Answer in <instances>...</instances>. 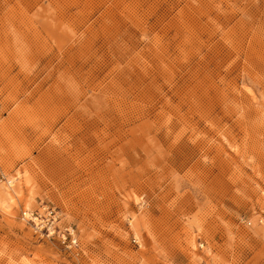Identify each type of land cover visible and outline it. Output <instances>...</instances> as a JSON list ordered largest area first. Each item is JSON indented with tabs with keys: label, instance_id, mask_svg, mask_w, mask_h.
Here are the masks:
<instances>
[{
	"label": "rangeland",
	"instance_id": "1",
	"mask_svg": "<svg viewBox=\"0 0 264 264\" xmlns=\"http://www.w3.org/2000/svg\"><path fill=\"white\" fill-rule=\"evenodd\" d=\"M0 264H264V0H0Z\"/></svg>",
	"mask_w": 264,
	"mask_h": 264
},
{
	"label": "built area",
	"instance_id": "2",
	"mask_svg": "<svg viewBox=\"0 0 264 264\" xmlns=\"http://www.w3.org/2000/svg\"><path fill=\"white\" fill-rule=\"evenodd\" d=\"M29 216L26 218L27 221H30L35 228H37L41 233L44 232L47 236L53 235L56 233L62 239V242H68V246L75 245L76 243L73 231L75 229L70 225L64 227L60 231V227L57 225L59 221L58 211L54 207L46 206L41 213L39 211L29 212ZM24 215V214H23ZM52 231V232H51Z\"/></svg>",
	"mask_w": 264,
	"mask_h": 264
},
{
	"label": "bare ground",
	"instance_id": "3",
	"mask_svg": "<svg viewBox=\"0 0 264 264\" xmlns=\"http://www.w3.org/2000/svg\"><path fill=\"white\" fill-rule=\"evenodd\" d=\"M14 180H11V182L10 183H12ZM8 183V182H7ZM18 193V192H17ZM74 241V240H73ZM75 242V241H74Z\"/></svg>",
	"mask_w": 264,
	"mask_h": 264
}]
</instances>
